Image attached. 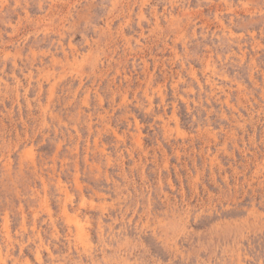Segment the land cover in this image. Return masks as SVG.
<instances>
[{
    "label": "rangeland",
    "instance_id": "1",
    "mask_svg": "<svg viewBox=\"0 0 264 264\" xmlns=\"http://www.w3.org/2000/svg\"><path fill=\"white\" fill-rule=\"evenodd\" d=\"M0 264H264V0H0Z\"/></svg>",
    "mask_w": 264,
    "mask_h": 264
}]
</instances>
